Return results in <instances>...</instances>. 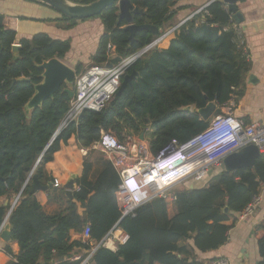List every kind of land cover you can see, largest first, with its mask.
Here are the masks:
<instances>
[{
  "label": "trees",
  "instance_id": "16d2710c",
  "mask_svg": "<svg viewBox=\"0 0 264 264\" xmlns=\"http://www.w3.org/2000/svg\"><path fill=\"white\" fill-rule=\"evenodd\" d=\"M68 1L89 4L96 0ZM129 1L143 11L133 16V23L151 24L160 36L173 23V8L180 0ZM231 17L222 0L210 2L132 64L125 73L136 74L130 86L115 94L99 112L84 111L76 123L58 134L71 100L65 86L28 114L24 106L34 94L33 86L41 81L37 65L52 58L63 60L70 51L69 40H53L38 33L19 40L13 51L16 33L1 26L0 198H6L8 204L0 206V228L19 195L7 218L11 240L19 251L13 255L8 246L5 248L11 257L7 264H82L117 224L128 235L127 242L114 252L98 246L86 264H205L197 259L196 251L207 253L225 245L235 217L264 187V153L251 168L221 170L199 186L181 183L165 197L138 207L134 217L122 220L115 195L120 177L112 165L104 160L96 178L88 181L92 163L103 161L99 157L93 161V152L83 159L81 174L75 180L77 189L54 215H46L35 194H29L31 180L27 179L32 174L41 185L51 181L46 166L72 138L82 152L102 134L119 142L142 135L151 153L156 154L171 140L183 144L205 130L209 120L201 121L195 110L209 102L221 108L232 99L238 100L251 69L238 33L229 28ZM95 18L101 21L103 34L91 64H115L155 39L144 30L136 32L130 43L126 24L118 20L115 6ZM60 21L70 28L77 20L61 15ZM20 78L27 81L13 82ZM188 106L194 107L193 111L183 110ZM219 114L217 109L213 116ZM59 191L63 194V189ZM87 224L89 241L73 239ZM255 232L258 264H264V219ZM77 255L79 259L73 260Z\"/></svg>",
  "mask_w": 264,
  "mask_h": 264
},
{
  "label": "crops",
  "instance_id": "0c3cea01",
  "mask_svg": "<svg viewBox=\"0 0 264 264\" xmlns=\"http://www.w3.org/2000/svg\"><path fill=\"white\" fill-rule=\"evenodd\" d=\"M212 1L180 0L173 8V10H176L173 23L166 26L161 34H165L185 20L192 19L194 15L198 14ZM236 7L242 16V22L236 24L231 17L229 28L238 33L242 44L245 46L251 69L246 75L242 96L238 100L232 99L221 108L217 107L220 111L217 116L229 115L245 123L264 125V0H241L236 4ZM0 16L3 18L2 26L16 33L15 45H18L19 40L30 39L38 33H45L53 40H69L70 51L61 62L74 71L78 69V72L91 65L90 58L95 53L99 38L103 34V26L98 18L78 20L73 26L67 28V22H61V15L57 12L28 0H0ZM193 109L194 107H191L190 111H193ZM91 152H93L92 160L95 161L94 153L96 151L89 147L81 152L77 147L75 138L70 139L67 146H61V150L55 155L54 161L46 166L51 177L54 180L57 179L59 188L63 189L62 185L71 174L75 178H79L83 159ZM102 160L92 163L88 181L92 182L103 168L104 155ZM220 171V164L213 167L212 176ZM75 180L74 186L76 189ZM46 185H49V189L39 191L35 193V196L43 212L46 215H54L65 207L67 196L64 189L63 194H61L59 188H54L51 181L42 186ZM259 196L261 202L251 214L243 218L240 215L235 217V223L228 232L225 245L207 253L196 251L198 260L204 261L205 264H211L217 258H226L231 264H257L260 261L255 228L264 219V187L261 189ZM13 202L10 208H12ZM7 204L8 200L6 198H0V206H6ZM8 215L0 228L1 231L4 223L7 224ZM72 238L79 239L80 236L73 235ZM7 246L13 255L18 254L19 249L16 242L11 240L6 243L0 239V264H7L11 260V257L5 252Z\"/></svg>",
  "mask_w": 264,
  "mask_h": 264
},
{
  "label": "built area",
  "instance_id": "2783aa9c",
  "mask_svg": "<svg viewBox=\"0 0 264 264\" xmlns=\"http://www.w3.org/2000/svg\"><path fill=\"white\" fill-rule=\"evenodd\" d=\"M182 24L161 34L144 49L115 64L109 66L91 64L85 70L76 73L73 98L57 134L69 124L76 123L84 111L102 110L118 92L122 78L132 64ZM243 51L247 57L245 46ZM248 145H254L260 153H264V125L245 123L227 115L212 117L208 127L189 141L179 144L176 140H171L156 154L151 153L145 139L119 142L108 134H102L99 141L91 147L104 155L105 160L112 165L120 177V185L115 195L122 220L126 217H134L138 207L154 198L165 197L170 189L181 183L204 184L209 178V172L221 163L224 156ZM53 187H59L56 180L53 182ZM18 198H15L13 206ZM260 202L259 195L254 197L239 214L240 217L251 214ZM80 239L83 242L89 241V224L83 229ZM127 240L128 235L117 224L88 253L82 264L88 262L98 246L102 245L114 252L117 246L124 245ZM78 259V255L73 257V260ZM211 264H231V262L226 258H217Z\"/></svg>",
  "mask_w": 264,
  "mask_h": 264
},
{
  "label": "water",
  "instance_id": "95a60500",
  "mask_svg": "<svg viewBox=\"0 0 264 264\" xmlns=\"http://www.w3.org/2000/svg\"><path fill=\"white\" fill-rule=\"evenodd\" d=\"M35 1L54 10L59 15H63L68 19L77 21L95 18L99 16L106 8L115 6L118 9V20H123L126 24L124 30L129 33L130 43L133 42L135 33L139 31H149L151 35L155 37L154 40L159 37L157 27L151 24L136 25L133 23V16L137 14L142 15L143 11L134 8L129 0H96L89 4H78L70 2L68 0ZM222 1L226 4L227 10L232 15L235 23L240 24L242 22V16L237 11L236 4L241 0ZM2 21L3 18L2 16H0V28L2 26ZM18 47V45H13V51H16ZM109 65L110 64H107V66ZM37 67L42 71L41 81L33 86L34 94L24 106V111L26 114H28L31 110L40 107L46 99L52 98L54 93L63 86H65L64 92L69 96L70 99L73 98V85L75 77V71L73 69L65 65L57 58H52L48 61H45L40 65H37ZM135 77V72L125 74L122 78L120 88L116 94H120L127 86H130ZM15 81H27V79L20 78L18 80H13V82ZM216 109L217 104L215 102H209L204 108L195 110V113L199 116L201 121L206 122L213 117ZM183 110L190 111L191 106L185 107L183 108ZM139 140L143 141L144 137L141 135L139 137ZM260 154L261 153L256 146H245L237 152H232L224 156L221 160L220 168L221 170H224L226 172H232L241 168H251L254 164L255 159L259 157ZM211 175L212 172L210 171L209 176ZM75 179V176L71 174L68 180L62 185V188L65 191V195L69 199L72 196V192L75 190ZM29 180H31L29 191L30 195L35 194L39 191H47L49 189V185L42 186L39 183L36 175L32 176V174H30L27 182ZM51 182H54V179L52 177ZM23 189L21 190V192L23 191ZM17 197H19V195ZM11 209L12 208H10V210L8 211V214L10 213ZM0 239L6 243L11 241L10 225L8 223H4L3 229L0 233Z\"/></svg>",
  "mask_w": 264,
  "mask_h": 264
},
{
  "label": "rangeland",
  "instance_id": "374dc122",
  "mask_svg": "<svg viewBox=\"0 0 264 264\" xmlns=\"http://www.w3.org/2000/svg\"><path fill=\"white\" fill-rule=\"evenodd\" d=\"M94 156L96 157V158H102L103 159V155L100 153V152H98V151H96L95 153H94Z\"/></svg>",
  "mask_w": 264,
  "mask_h": 264
}]
</instances>
